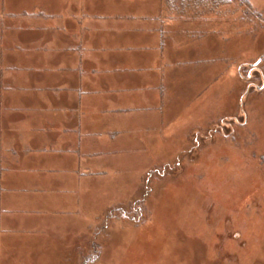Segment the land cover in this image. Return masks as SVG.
<instances>
[{
	"label": "rangeland",
	"instance_id": "obj_1",
	"mask_svg": "<svg viewBox=\"0 0 264 264\" xmlns=\"http://www.w3.org/2000/svg\"><path fill=\"white\" fill-rule=\"evenodd\" d=\"M58 1L0 0V19ZM110 1L58 8L98 2L103 15ZM140 1L158 4L157 17L192 21L188 36L205 37L209 94L190 79L176 86V119L155 137L134 128L133 146L76 186L80 199L37 207L34 219L46 223H20L31 213L0 203V264H84L94 243L93 264H264V0ZM12 137L0 131V149ZM9 189L0 181V193ZM118 208L139 220L116 216Z\"/></svg>",
	"mask_w": 264,
	"mask_h": 264
},
{
	"label": "crops",
	"instance_id": "obj_2",
	"mask_svg": "<svg viewBox=\"0 0 264 264\" xmlns=\"http://www.w3.org/2000/svg\"><path fill=\"white\" fill-rule=\"evenodd\" d=\"M65 3L0 19V131L13 136L0 149L10 188L0 203L31 213L17 219L31 226L46 223L37 207L80 199L76 186L130 149L134 128L155 137L168 127L176 86L190 79L210 92L212 58L204 36H188L192 21L157 17L150 1H110L103 15L98 2Z\"/></svg>",
	"mask_w": 264,
	"mask_h": 264
},
{
	"label": "trees",
	"instance_id": "obj_3",
	"mask_svg": "<svg viewBox=\"0 0 264 264\" xmlns=\"http://www.w3.org/2000/svg\"><path fill=\"white\" fill-rule=\"evenodd\" d=\"M238 1H240L242 4H245V5L251 7V3L248 0H238ZM116 212H117L116 216H119L121 218H127L129 216H131V217L134 216L135 218H137L139 220L137 212L133 213L132 210H130V209L122 210L121 208H118ZM138 213H142L141 206L139 207V212ZM136 214H137V216H135ZM98 252H99V247L96 245V243H94L93 244V253L91 255H89V257L86 259V262L84 264H93V262L98 257Z\"/></svg>",
	"mask_w": 264,
	"mask_h": 264
}]
</instances>
